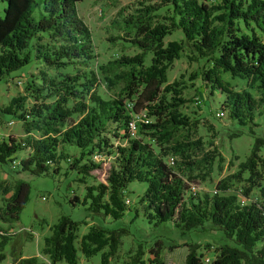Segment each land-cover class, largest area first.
Masks as SVG:
<instances>
[{
    "label": "trees",
    "instance_id": "obj_1",
    "mask_svg": "<svg viewBox=\"0 0 264 264\" xmlns=\"http://www.w3.org/2000/svg\"><path fill=\"white\" fill-rule=\"evenodd\" d=\"M0 1L4 3L0 79L25 65L31 55L40 66L24 85L31 103L25 105L26 96L19 95L0 106V114L17 118L25 134L19 140L12 136L0 139V164L28 149L18 161L19 171L40 175L54 164L56 171L62 158L76 169L82 182L89 171L111 157L104 183L86 185L82 201L73 196L68 200L71 205L80 202L91 214L116 220L127 210V184L144 182L137 202L148 222L172 221L181 232L203 229L206 223L232 242L215 247L207 263L203 261L206 256L197 252L199 244L184 242L186 253L180 264H264V136H255L250 127L257 108L264 104V0H137L118 7L109 23L116 32L108 40L125 42L137 52L120 54L97 67L107 89L118 86L115 96L106 99L97 93L99 78L89 68L95 53L90 29L77 12V3L83 0ZM172 31H178L181 38L164 43ZM183 52L201 61L189 79L199 78L209 95L218 91L223 97L218 111H225L231 122L249 125L247 131L253 136L246 158L234 172L215 182L212 193L186 196L191 179L208 176L214 158L218 162L222 158L211 140L206 148L197 137L198 120L179 111L185 102L180 96L183 82L166 83L167 69ZM147 53L150 58L145 64ZM221 73L244 79L257 96L232 90ZM126 101L132 102L131 108L125 107ZM140 110L151 121L139 123L137 132L140 129L149 135L157 151L129 135L127 122ZM239 134L232 131L228 137ZM113 138L122 142L113 144ZM62 144L81 151L70 160L58 150ZM93 153L101 158L93 161ZM167 156L170 164L164 159ZM232 181L242 182L244 198L257 189L259 200L240 204L236 195L224 194ZM27 194L28 185L21 179L11 185L0 183V262L7 249L10 264H77L78 252L85 258L99 254V263L109 264L116 255L125 228L90 224L76 246L81 222L67 215H60L51 233L43 237L40 251L47 261L22 256L18 244L7 248L11 236L1 223L17 220ZM133 210L136 217L137 210ZM162 249L157 239L149 248L137 243L132 252L128 250L124 264H144L146 251L151 255L148 263L163 264Z\"/></svg>",
    "mask_w": 264,
    "mask_h": 264
},
{
    "label": "rangeland",
    "instance_id": "obj_2",
    "mask_svg": "<svg viewBox=\"0 0 264 264\" xmlns=\"http://www.w3.org/2000/svg\"><path fill=\"white\" fill-rule=\"evenodd\" d=\"M136 1L83 0L77 3L78 15L91 32L95 58L90 62L89 68L93 69L99 78L97 93L102 98H113L118 86L114 89H107L97 67L107 60L118 57L120 54L130 56L137 52L135 47L125 42L108 40V36L114 35L116 32L110 27V20L118 7L135 3ZM3 6L4 3L0 1V17L3 15ZM160 12L162 13L163 10H160ZM180 38L181 35L178 31H172L164 37V43L178 41ZM149 58L150 53H147L145 64H148ZM200 64L201 61H195L188 53H181L167 69L166 83H171L173 80H177L180 83L183 82L184 87L181 88L180 96L184 98L185 102L181 105L179 111L188 118L198 120L197 137L204 141L206 148H210L206 144L211 140L212 144L217 147L222 159L218 162L217 158H214L211 172L205 178L191 179L184 196L187 194L212 193L215 182L234 172L237 164L246 158L253 140V136L247 131L249 125H238L229 121L225 111H223L222 116H216V112L220 109L219 104L223 98L218 91H213L209 95L208 88L201 83L199 78L189 79L199 69ZM204 65L205 68L208 67V65ZM38 68H40L39 63L31 55L25 65L10 72L7 77L1 78L0 106L5 105L11 97L19 95H25V105H29L32 99L24 90V85L29 74L35 73ZM64 71L66 70L62 72ZM49 73L54 74V71L51 70ZM220 77L232 90H247L254 97L257 96L254 90L248 88L244 79L232 78L227 73H221ZM199 91L200 94H198ZM197 99L199 102H196ZM138 114L147 118L149 122L151 121V117L146 115L145 110L138 111ZM253 123L254 125H250V127L253 129L254 135L264 136V104L257 108ZM138 124L137 127L139 128ZM232 131H240V134L229 138L228 135ZM30 134L33 136L37 135L35 131H31ZM7 136H12L19 140L25 134L22 124L17 118L0 114V139ZM132 137L139 138L143 142L149 143L155 151L158 150L156 144L153 143L154 141L144 131L139 129ZM111 140L113 144L122 142V140L118 141V139L114 138ZM58 150L66 154L70 160L77 157L81 151L79 148L68 144H62ZM28 153V149L17 151L13 154L11 162L0 164L1 184L7 183L11 185L15 179H21L28 185L27 200L24 207L19 211L17 220L10 224L1 223V227L6 228L11 236V243L7 248L17 244L20 245L22 256H36L40 261H47L46 255L40 251L43 245V237L51 233L52 227L60 215H67L72 220L81 222L78 226L76 246H78L79 236L87 230L90 224L109 229L125 228L127 232L121 236V245L109 264H124L130 254L129 251L132 252L137 243L149 248L156 239L159 240L163 248L160 252V260L163 264L182 263L186 253V248L182 246L184 242L199 244L197 252L209 259L212 258L215 247L225 243H232L223 236L221 231L211 230L206 223L203 229L198 227L181 232L179 228L173 225L172 221L157 225L148 222L141 215V208L137 202L145 189L146 184L144 182L132 181L127 184L124 189V200H127V210H125L121 218L112 220L101 215H93L86 210V205H81L80 202L71 205L68 200L76 196L82 201L86 185L104 183L111 157L100 162L99 168L89 171L81 182L78 179L80 174L76 172V169L70 168L66 159L62 158L57 164L56 171H53L55 164L49 167L47 173L40 175L19 171L18 161L25 158ZM164 159L166 163L170 164L169 156ZM83 161H85V158L80 164ZM13 165L14 167H12ZM193 174H200V172H194ZM241 186L242 182L232 181L231 187L224 194L236 195L240 204L259 200L258 191L255 188L251 190L247 198H244L240 193ZM134 208L138 214L136 217H134ZM206 243L210 244L209 248L204 247ZM174 245L178 246L172 249L168 248ZM142 259L144 264H150L148 260L151 259V255L146 251ZM0 264H10L8 249L6 250L5 259ZM77 264H100L99 254L85 258L78 252Z\"/></svg>",
    "mask_w": 264,
    "mask_h": 264
},
{
    "label": "built area",
    "instance_id": "obj_3",
    "mask_svg": "<svg viewBox=\"0 0 264 264\" xmlns=\"http://www.w3.org/2000/svg\"><path fill=\"white\" fill-rule=\"evenodd\" d=\"M125 107L128 108V109L131 108L132 107V102L126 101L125 102ZM222 115H223V112H221V111H217L216 112V116H222ZM139 122L147 123V122H149V120L147 118H144V116H142V117L139 116L138 113H134L133 115L131 114V117H130V119L127 122L128 132H129V135L131 137L133 136V134L135 132H137V129H138L137 124ZM91 158H92L93 161H98L101 157H100L99 153H93ZM170 163H171V158H170ZM203 261L205 263H207V262H209V259L207 257H204Z\"/></svg>",
    "mask_w": 264,
    "mask_h": 264
}]
</instances>
